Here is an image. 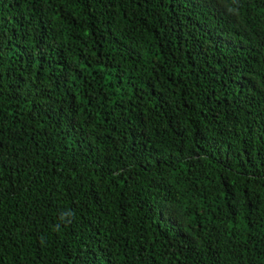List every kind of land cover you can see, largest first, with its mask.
<instances>
[{"label": "trees", "instance_id": "1", "mask_svg": "<svg viewBox=\"0 0 264 264\" xmlns=\"http://www.w3.org/2000/svg\"><path fill=\"white\" fill-rule=\"evenodd\" d=\"M0 264H264V0H0Z\"/></svg>", "mask_w": 264, "mask_h": 264}]
</instances>
